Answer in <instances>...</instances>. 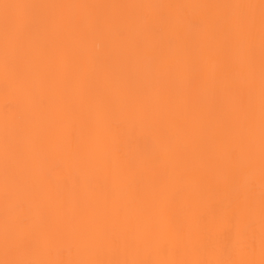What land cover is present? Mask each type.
I'll return each instance as SVG.
<instances>
[{"label": "snow or ice", "instance_id": "obj_1", "mask_svg": "<svg viewBox=\"0 0 264 264\" xmlns=\"http://www.w3.org/2000/svg\"><path fill=\"white\" fill-rule=\"evenodd\" d=\"M0 264H264V0H0Z\"/></svg>", "mask_w": 264, "mask_h": 264}]
</instances>
